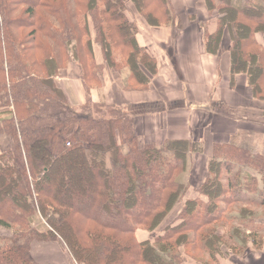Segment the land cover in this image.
Listing matches in <instances>:
<instances>
[{
  "label": "trees",
  "instance_id": "obj_1",
  "mask_svg": "<svg viewBox=\"0 0 264 264\" xmlns=\"http://www.w3.org/2000/svg\"><path fill=\"white\" fill-rule=\"evenodd\" d=\"M204 7L216 21L204 33L206 51L223 52L226 32L230 86L244 74L252 98L264 102V0H204ZM129 12L151 27L180 25L172 0H0V139L7 141L0 226L13 232L0 236V264H51L34 261L33 241L59 242L77 264H219L224 249L238 256L248 249L239 229L228 237L218 231L236 209L252 234L264 229L253 209L264 215V150L236 140L245 130L213 144L205 178L192 189L178 178L201 145L141 143L132 113L92 98V89L103 96L105 69L128 71L127 92L146 91L158 72ZM73 63L84 89L78 106L57 84ZM178 204L173 222L157 231ZM138 231L151 234L143 240ZM232 237L242 245L231 248Z\"/></svg>",
  "mask_w": 264,
  "mask_h": 264
},
{
  "label": "crops",
  "instance_id": "obj_2",
  "mask_svg": "<svg viewBox=\"0 0 264 264\" xmlns=\"http://www.w3.org/2000/svg\"><path fill=\"white\" fill-rule=\"evenodd\" d=\"M172 3L180 18L177 28L151 27L136 14H128L138 24L139 43L158 62V72L151 78L149 88L123 91L122 80L128 71L124 69L121 75L114 72L112 75L105 69L103 96L96 89L91 93L96 100L125 107L132 113L141 143L162 145L167 140H191L201 145L203 152L189 158L190 176L196 172L201 175L194 182L189 178L192 188H196L205 178L213 144L228 143L242 130L264 136V102L252 98L244 74L236 75L234 86H230V55L226 51L230 40L226 32L222 38L223 52L213 55L206 51L204 33H213L216 21L205 10L204 0H172ZM93 48L94 58L101 64L100 46L93 44ZM79 72V67L73 63L57 79L71 106L85 101ZM139 236L143 240L149 238L145 234ZM50 246L53 248L50 254L59 260L48 262L59 264L64 258L60 260L59 249L53 244ZM33 247L32 253L35 252ZM249 251L256 255L254 249L248 247L246 253H251ZM246 253L220 257L219 264H255L257 259L249 258Z\"/></svg>",
  "mask_w": 264,
  "mask_h": 264
},
{
  "label": "rangeland",
  "instance_id": "obj_3",
  "mask_svg": "<svg viewBox=\"0 0 264 264\" xmlns=\"http://www.w3.org/2000/svg\"><path fill=\"white\" fill-rule=\"evenodd\" d=\"M128 14H129V16H131V12H129ZM130 18H132V17H130ZM112 75H114L113 72H112ZM236 140L238 142L244 144V145L245 144H247V145L256 144L258 146V148H259V151H263L264 150V136L249 135L248 133H246V131H244V135H239L238 137H236ZM5 142H7V141L0 139V150H1V147H3V144H5ZM189 158H192V154H189ZM190 163H191V160H188V165ZM190 167H191V165L188 166L189 169H187L185 173H183V174H181L179 176V178H178L179 181L190 184V179H189L190 177H192L191 179H192L193 182L200 178V176H201L200 172H196V173L193 174L194 176H192V174L190 176V173H191V171H190L191 168ZM250 171L255 172L252 169ZM74 184L75 183L73 182L72 186H74ZM191 188H192V186H191ZM192 189L189 190L188 197L191 196V195L195 196L194 193L192 192ZM179 206H180V204H178L176 206V208L169 214V216H167L165 221L158 227L157 231H160L165 225H168L170 222H173V218L175 217L176 213L178 212ZM253 209L256 212V220H258V221H256V223L259 224L261 222V220L264 218V215L262 213L257 212V211H260L259 207L255 206V207H253ZM235 211L236 212H233L230 215L232 217L231 220L226 223V225L224 226L223 229L222 228H218V231L220 233L221 232L222 233L225 232L226 233V237H228L229 234L232 233L234 229H239L240 232H241V236L245 237L244 241L246 243V247L248 246L249 249L252 248L256 252V255H252L251 251H249L251 253H248V252L246 253L245 252L246 256H249V258H251V257L256 258L257 260H255V264H263V262H264V229H262L260 231H256L255 234L254 233L252 234L250 232L249 228H246L245 226L240 225V223H239V221L237 219V215H236L237 209ZM43 222H44V220L41 219L39 217V215L34 217V223L37 225V227H42L43 224H44ZM12 234H13V232H12L11 229L4 228V227L0 226V236L11 238ZM137 234H138V238L142 239L143 237L140 238L139 234H145L148 237V236H150L151 232H145V231L140 232V231H138ZM154 234H155V232H154ZM240 239L241 238L238 239L236 237H232L230 240H228L229 243L231 244V248H233L232 245H242ZM251 239H254L255 241L252 242ZM261 239H262V241H260ZM252 243H253V245H252ZM52 244L55 245V247H57L59 249L60 254H62L60 260H62V258H64L61 262H58L59 264H77L74 260L71 259L70 255H68L67 251L63 248L64 246L62 245L63 246L62 247L61 244H59V242H55V241H44V242L33 241L32 244H31V247H32V245H34L33 251H35V252L32 253V251H30L31 256L36 261L37 260H43L44 262H48L49 261V262L53 263L54 261L59 260V259L54 258V255L50 254L51 250H53V248H51V246H50ZM258 245H261V247H260L261 249L257 248ZM224 251L226 253L222 254L221 258L222 257L226 258V257L231 255L230 254V252H231L230 250L228 251V250L224 249ZM239 256H241V255H239ZM243 260H245V259H243Z\"/></svg>",
  "mask_w": 264,
  "mask_h": 264
}]
</instances>
